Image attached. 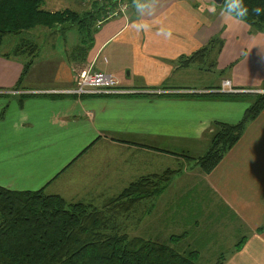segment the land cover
Wrapping results in <instances>:
<instances>
[{"label": "crops", "instance_id": "obj_1", "mask_svg": "<svg viewBox=\"0 0 264 264\" xmlns=\"http://www.w3.org/2000/svg\"><path fill=\"white\" fill-rule=\"evenodd\" d=\"M142 2L149 3L143 12L130 8L96 26L88 50L76 51L79 37L62 57L51 48L54 56L45 65L33 61L19 86L24 58L0 54V187L101 208L133 183L178 171L159 196L136 206H148L153 241L181 236L172 245L195 252L198 264L220 255L222 264H264V108L210 173L194 164L210 146L212 124L237 123L249 106L198 92L224 80L264 90V32L226 21L221 5L210 13L211 0H158L153 15ZM138 21L150 29L137 32ZM161 27L171 39L157 35ZM86 70L112 76L127 93H68ZM198 193L231 219L227 235H212L213 224L199 229L212 215L206 206L198 219L181 211L179 202ZM224 238L227 253L201 254Z\"/></svg>", "mask_w": 264, "mask_h": 264}, {"label": "trees", "instance_id": "obj_2", "mask_svg": "<svg viewBox=\"0 0 264 264\" xmlns=\"http://www.w3.org/2000/svg\"><path fill=\"white\" fill-rule=\"evenodd\" d=\"M43 1L0 0V47L4 37L19 36L42 26L55 28L56 31L74 28L79 37L76 51L88 50L96 30V15L70 9L50 14L41 10ZM122 1L133 3V0ZM107 2L106 7L97 10L103 12L104 8L108 10L115 7L116 0ZM244 4L250 9L245 23L257 32H264V15H251V8L264 7V0H244ZM111 14L109 12L108 15ZM38 50L35 44L23 39L13 49L14 57L24 58L17 86L32 65ZM3 57L8 58L9 55ZM219 97L251 99L237 123L212 124L214 133L207 152L194 159V164L206 174L217 166L240 139L247 124L264 108V94ZM177 173L167 170L152 181L143 179L133 183L117 197L106 201L101 208L67 203L61 197L46 195L41 190L12 191L0 187V264H198L195 252H180L172 245L181 236H172L169 243L163 244L140 237L107 233L111 218L128 213L139 203L159 195ZM240 244L237 243L235 248H239ZM223 261L224 257L220 255L214 264H222Z\"/></svg>", "mask_w": 264, "mask_h": 264}, {"label": "rangeland", "instance_id": "obj_3", "mask_svg": "<svg viewBox=\"0 0 264 264\" xmlns=\"http://www.w3.org/2000/svg\"><path fill=\"white\" fill-rule=\"evenodd\" d=\"M141 1H145V0H141ZM107 3H108L107 0H44L41 6V10L50 14H54L56 12H62L66 9H70L78 12L81 11H85L86 13L90 12L92 13L93 16L96 15L94 24L95 26H99V24L103 20L110 18V16L108 15L109 12L113 13L115 11H118L119 12L118 14H122L120 12L126 13L129 11L130 8L135 7L133 3L129 4L128 2H123L122 0H116L114 8L108 10L104 8L105 11L103 12L102 11L99 12L97 10V8L103 9V7H106ZM55 31H56L55 28L49 29L46 27L37 26L29 31L24 32L19 36L18 35L6 36L3 38L2 45L0 47V54H7L9 56L14 57L15 55L13 53V49L17 44L21 43V40L23 39L25 42H30L32 44H35L37 47H39L38 55L36 56L34 61L38 65H45L46 61L50 59L49 57L54 56L55 54H58L59 56L62 57L63 55H61V53L65 45L69 48L77 45L78 35L75 30L65 31L64 33H58L55 34L54 36L48 35L49 33L51 32L53 33ZM51 48H54L55 53L54 55L50 56V54H52V51L50 50ZM17 58H23V57L17 56ZM42 75H44V79L46 80H52L55 77L53 75H50V72L48 71L46 72L44 71ZM249 98L251 99V97H241L240 99L244 100L245 102L248 101V103L250 104ZM204 197L205 195L200 196L198 193L196 195H192V197L188 200L179 202L181 211L184 210V212L190 217V220L194 219L195 217H196L195 219H198L200 210H202L206 206V211H208V213L211 212L212 215L205 218L204 220H201V222L203 221V223L198 222L199 229L204 232L207 225L209 228V225L213 224V227L211 229L212 235L220 237L221 232H223L222 235H227L229 233V230L233 227L232 225L233 223L231 224V219L229 217L224 218L223 215H220V212H223V209L221 207L218 208L217 206L213 207V201L208 200L207 198ZM150 200L143 201L142 203L146 202L145 205H147ZM202 204H204V206H202ZM144 207L146 209L148 208V206H142V207L138 206L137 208L133 207L128 213L117 214L115 217L111 218L108 224L109 229L107 233L126 235L128 237H140L142 239L153 241V239L150 236L151 231L149 230V225H148L149 216L144 214L145 211ZM145 213L147 214L148 211L146 210ZM139 218L142 219L141 221L142 226L140 227L138 226L139 223H137L139 222L138 221ZM224 219H226V221H224ZM235 239H237L236 236ZM225 240L226 238H224L221 241L210 242L209 244L212 245L216 244V246L208 247L207 249H200L201 254L214 256L219 253H227L226 249L228 247L225 245V243L228 241ZM174 248L177 249L176 246H174Z\"/></svg>", "mask_w": 264, "mask_h": 264}, {"label": "built area", "instance_id": "obj_4", "mask_svg": "<svg viewBox=\"0 0 264 264\" xmlns=\"http://www.w3.org/2000/svg\"><path fill=\"white\" fill-rule=\"evenodd\" d=\"M118 11L111 14L110 17L118 15ZM124 13V12H120ZM74 88L68 93L82 96H119L126 94L117 86L116 80L107 74L92 72L90 70L79 72L74 79ZM198 94H212V95H238V94H264L262 90H239L232 87L230 81L224 80L220 87L208 91H199Z\"/></svg>", "mask_w": 264, "mask_h": 264}, {"label": "clouds", "instance_id": "obj_5", "mask_svg": "<svg viewBox=\"0 0 264 264\" xmlns=\"http://www.w3.org/2000/svg\"><path fill=\"white\" fill-rule=\"evenodd\" d=\"M149 2L151 5V12L149 15H153L156 11L158 0H149ZM133 5L135 6V9L138 13L143 12L149 7V3H141V0H133ZM208 11L215 14V0H213L212 4L209 6ZM249 12L250 9L244 4V0H224L220 14L226 21H233L237 24H240L246 21L249 16ZM251 15L254 17L264 15V7H252ZM132 27H134L137 32L148 31L150 29V25L143 21L134 22ZM157 35L163 36L165 39H171L173 33L170 28L161 27L159 28Z\"/></svg>", "mask_w": 264, "mask_h": 264}, {"label": "water", "instance_id": "obj_6", "mask_svg": "<svg viewBox=\"0 0 264 264\" xmlns=\"http://www.w3.org/2000/svg\"><path fill=\"white\" fill-rule=\"evenodd\" d=\"M213 2V0H211ZM223 2V0H215V4L216 5H221Z\"/></svg>", "mask_w": 264, "mask_h": 264}]
</instances>
